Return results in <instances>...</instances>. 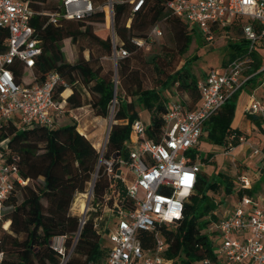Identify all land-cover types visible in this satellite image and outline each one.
Returning a JSON list of instances; mask_svg holds the SVG:
<instances>
[{
    "label": "trees",
    "instance_id": "16d2710c",
    "mask_svg": "<svg viewBox=\"0 0 264 264\" xmlns=\"http://www.w3.org/2000/svg\"><path fill=\"white\" fill-rule=\"evenodd\" d=\"M91 1L104 7L96 10L94 4V11L82 19H67L62 16L57 23H53L49 21L47 14L35 15L31 24L41 40L42 52L36 58L32 70L19 61L11 65V69L16 81L25 84L42 82L50 72H59L66 78L68 85L58 88L55 97L62 100L61 94L66 88H71L72 93L66 98L67 109L90 104L96 115L106 118L110 116L116 98L104 157H115L117 165L121 157L127 158L129 155L128 142L132 124L142 119L140 108L150 114V120L144 121L147 124L148 138L159 141L169 101H178L188 109H193L199 104L201 97L197 87L199 78L190 68L193 59L168 72L158 60V54L148 58L146 61L153 65L157 76L152 86H146L139 77L138 70L131 64L132 58L141 53V48L133 39L146 40L153 25L173 17L175 22L183 26L179 49L182 54L199 33L196 31L198 27L167 9L168 0H144L137 9L129 4L132 0H114L115 41L114 37L100 36L93 26L95 22H104L105 18L110 23L109 11L106 14L104 11L105 0ZM29 2L38 12L62 11L63 2ZM242 22V19H236L229 28L235 27L242 34ZM8 35V29L0 27V53L6 49ZM66 41L78 49L77 60L70 61L66 58L63 50ZM245 44L243 36L231 42L229 46L232 49L228 57L234 58L243 51ZM121 49L130 54L117 60L115 72L113 69L105 72L102 58ZM86 50L88 58L84 55ZM255 58L254 70L260 67L261 51H255ZM226 62L224 59L223 64ZM26 71L32 74L29 81L24 80ZM114 74L118 75V84ZM117 87L122 89L121 93L116 92ZM164 92L168 93V97ZM87 93L89 97L85 96ZM239 93L228 98L222 108L206 121L200 143L192 150L194 160L209 163L212 158V153H203L202 141L226 149L230 145L237 147L241 144L240 137H246L244 131L232 127ZM173 94L179 97L173 99ZM249 117L254 124L264 129L260 115L249 114ZM3 140H7V146L3 149L8 158L18 163L20 174L30 181L25 185L18 184L5 202L6 207L0 217V264H59L62 256L51 247L50 241L57 235H65L67 248L72 247L80 228V217L70 211L76 195L87 190L95 175V200L100 201L108 189L109 180L104 173V165L99 167L100 153L92 140L78 129L76 122L60 123L53 127L43 124L24 125L17 117L0 125V142ZM255 163L257 171L263 170L262 162L257 160ZM241 165L246 167L248 164L241 162L239 166ZM246 174L241 169L236 177L221 172L211 176L203 171L199 173L195 188L185 201L182 218L159 227L168 244L166 257L182 264H203V260L207 258L219 261L216 251L221 238L214 225L223 213L220 212V205L224 199L217 200L216 197L224 193L236 199L244 195L257 198L262 191L264 173L250 188H243L241 177ZM37 179H40V183L31 184ZM96 214L92 213L82 226L66 264L105 262L111 244L106 232H100L95 227ZM6 222H9L7 228L4 227ZM138 236L145 249L153 247L154 231L142 229Z\"/></svg>",
    "mask_w": 264,
    "mask_h": 264
},
{
    "label": "built area",
    "instance_id": "2783aa9c",
    "mask_svg": "<svg viewBox=\"0 0 264 264\" xmlns=\"http://www.w3.org/2000/svg\"><path fill=\"white\" fill-rule=\"evenodd\" d=\"M132 2L137 9L144 0ZM166 7L174 15L197 26L209 39L215 29L222 25L230 27L236 19H242L245 48L234 58H228L223 68H212L198 79L201 97L195 108L188 109L178 101L168 103L159 141L148 138L144 120H136L130 132L129 155L121 157L117 165L115 157H104L112 122L109 124L106 139L97 147L100 164L104 165V173L109 180L108 189L100 201L93 196V202H85L79 218L80 228L70 249L65 235H57L50 241L51 247L62 256L59 264L68 262L81 228L92 213H97L95 227L106 232L111 244L103 264H182L165 256L168 244L159 227L175 223L183 216L185 201L193 192L202 171V162L193 159L192 150L200 143L206 121L222 108L228 98L242 92L256 78L262 93L249 98L245 112L260 115L264 127V0H168ZM107 8L111 21L113 1ZM94 9L91 0H63L60 12H38L29 0H0V27L9 31L6 49L0 53V125L17 117L24 125L53 127L59 124L57 118L65 111V105L55 94L58 88L68 85L66 78L54 71L42 82L19 83L11 65L19 61L32 70L42 52L41 40L31 24L35 15L47 14L50 22L57 23L62 16L67 19L85 18ZM155 31L162 33L157 28ZM258 50L261 51V64L254 70L255 51ZM117 52L119 57L127 54L125 49ZM240 141L248 145L249 158L264 165V145H253L244 136ZM6 146L7 140L0 142V217L15 187L30 181L20 174L18 163L8 158L3 149ZM234 148L230 145L224 150V155H229ZM252 183L248 174L241 177V187L250 188ZM93 187L91 184V194ZM8 225L6 222L4 227ZM214 226L221 238L216 251L219 261L207 258L203 264H223L222 261L264 264L263 199L249 195L235 199L223 210ZM142 229L154 231L153 247L144 248L138 236Z\"/></svg>",
    "mask_w": 264,
    "mask_h": 264
},
{
    "label": "rangeland",
    "instance_id": "374dc122",
    "mask_svg": "<svg viewBox=\"0 0 264 264\" xmlns=\"http://www.w3.org/2000/svg\"><path fill=\"white\" fill-rule=\"evenodd\" d=\"M111 1L114 0H105V14L108 12L107 7H110ZM48 2L60 4L63 2V0H48ZM94 4L96 6V10H101L102 7H104V5H99L96 3ZM129 4L131 5V7L134 6L131 1H129ZM173 19V17L171 19H164L153 25L148 32V38L146 40L141 38L133 39L138 40L142 43H136L141 48V53L138 55V57L132 58L131 64L134 69L138 70V75L143 80V83L146 86H152V84H154L155 77L157 76L153 69V65L147 63L146 60L148 58L158 54L160 56L158 60L161 62V65L163 64V68L165 70H168V72L180 68L186 61L193 59L190 65L191 70L198 78H203L206 72H208L210 69L223 68V60H228V53L232 49L229 44L242 36L241 33H238L236 31L235 27L230 29L228 26L222 25L220 29H215L211 33V38L209 39L207 35H205L201 30H198L197 26L194 25L197 28L196 31L199 34L195 35L188 50L181 54L179 52L181 46L180 31L181 29H183V26L182 24L175 22V20ZM93 26L95 31L100 36H111L112 38L114 37L115 41L117 40L114 28V18L111 19L110 23H108L105 18L104 22H95L93 23ZM155 28L161 30V35L155 31ZM190 28L191 27H189L188 30H190ZM63 50L68 60H77L79 54L78 49H76L75 46L71 44V42L66 41L64 43ZM129 54L130 53L127 52L125 56H128ZM84 55L87 58L89 57L88 50L84 52ZM119 58L121 57H119L118 52L116 53V51H114L111 56L103 57L102 62L104 64L105 72L109 69H113L115 72L117 60ZM31 77V72L26 71V73L24 74V80L29 81ZM113 77L116 81V84H118V75L114 74ZM116 92L121 93L122 89L117 87ZM164 95L168 97V93L164 92ZM85 96L89 97L88 93ZM172 97L173 99H177L179 96H177V94H173ZM116 103L117 99L115 98L113 106L111 108V114L106 118L101 116V118L96 119L95 117H97L98 115H96L92 106L90 104H85L83 105V108H74L77 109L75 113L81 120V123L78 122L70 112L66 111L65 119L62 120L61 124L76 122L78 125L80 123L79 128L80 130H83L82 127H84L85 124H88L91 121V125H95L100 129V135L98 136V138H92V142L95 144V146L99 147L106 139V135L109 130V124L111 122L113 123L112 117ZM65 108L67 110L68 106L65 105ZM139 111L142 114L141 118L144 121L148 122L150 120L149 112L141 108ZM201 149L203 150V153L209 152L213 154L209 163L202 162V171L208 176L216 174L217 172H221L227 173L232 177H236L239 169L247 173L253 180V183L261 176L260 172L257 171L258 168L255 163L257 160L249 158V150L245 152L244 145H241L237 149H233L227 156L224 155L225 149L223 147L208 145L205 141H202ZM239 160L244 163L246 162L248 165H246V167L244 165L239 166V164L241 163ZM100 165L101 164H99V167ZM96 176L97 175H95L94 177ZM37 183H40V179L34 180L31 184ZM91 184L92 182L89 184L85 192H79L76 195L75 200L71 206L70 211L75 215H78L79 217H81L82 214V204L84 202H86L87 204L88 201L93 202V196L95 195L94 191L93 194L90 193ZM262 186L263 187L261 192L264 194V183L262 184ZM220 198L224 199V202H222L220 205V212L226 209L236 199L234 196H226L224 193L219 194L216 197L217 200H219ZM105 213L107 215V211H105Z\"/></svg>",
    "mask_w": 264,
    "mask_h": 264
},
{
    "label": "crops",
    "instance_id": "0c3cea01",
    "mask_svg": "<svg viewBox=\"0 0 264 264\" xmlns=\"http://www.w3.org/2000/svg\"><path fill=\"white\" fill-rule=\"evenodd\" d=\"M71 93H72V89L71 88H66L64 90V92L61 94V96L63 98L61 100L63 105H66V103H67L66 98ZM261 93H262V89L260 87L259 81L256 78H254V80L251 81L248 85H246L244 90L239 93L238 101H237V107H236V112H235V116H234V119H233V122H232V127L233 128H238V129L244 131L245 134H246V138L253 145H264V129H261L256 124H254V122H252V120L249 117V114H247L245 112V106L247 105V103L249 101V98L253 94L261 95ZM80 108H83V106L80 107ZM77 109H79V107ZM77 109H67L66 110V108H65V111L62 113V115L57 118L58 123L60 124L62 122V120L65 119L66 111L70 112L71 115H73V117H75V119L78 122H80L81 120L79 119V117L75 113V111ZM140 114H141V112H140ZM95 118L99 119V118H101V116H97ZM68 123H70V122H68ZM80 123L78 124V129L79 130H80V128H79ZM82 128H83V130H80V131L82 133H84L85 135H87L91 140H92V138H98V136L100 135V132H99L100 129L97 128L95 125H91V121L88 124H85L84 127H82ZM241 145H244L245 152H247L249 150L248 145L247 144H243V143L239 144L234 149H237ZM238 159H242V158H238ZM259 172H260V174H262V172L264 173V170L260 169ZM259 199L260 200L261 199L264 200V194L262 192H260V194H259ZM222 263L223 264H229V263H227L225 261H222Z\"/></svg>",
    "mask_w": 264,
    "mask_h": 264
},
{
    "label": "bare ground",
    "instance_id": "6f19581e",
    "mask_svg": "<svg viewBox=\"0 0 264 264\" xmlns=\"http://www.w3.org/2000/svg\"><path fill=\"white\" fill-rule=\"evenodd\" d=\"M82 195V194H81ZM86 195V194H85ZM85 208V202L82 204V209Z\"/></svg>",
    "mask_w": 264,
    "mask_h": 264
},
{
    "label": "water",
    "instance_id": "95a60500",
    "mask_svg": "<svg viewBox=\"0 0 264 264\" xmlns=\"http://www.w3.org/2000/svg\"><path fill=\"white\" fill-rule=\"evenodd\" d=\"M118 172H120V171H118ZM94 181H95V177H94V179H93V181H92V185H94Z\"/></svg>",
    "mask_w": 264,
    "mask_h": 264
}]
</instances>
